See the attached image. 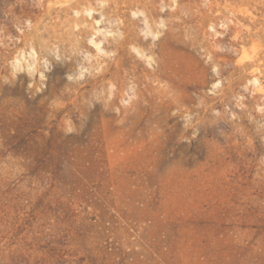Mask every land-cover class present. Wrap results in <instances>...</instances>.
Returning <instances> with one entry per match:
<instances>
[{
    "label": "rangeland",
    "instance_id": "1",
    "mask_svg": "<svg viewBox=\"0 0 264 264\" xmlns=\"http://www.w3.org/2000/svg\"><path fill=\"white\" fill-rule=\"evenodd\" d=\"M0 264H264V0H0Z\"/></svg>",
    "mask_w": 264,
    "mask_h": 264
}]
</instances>
